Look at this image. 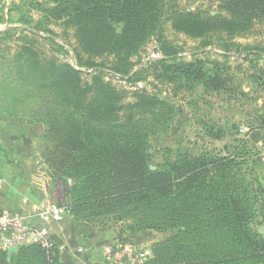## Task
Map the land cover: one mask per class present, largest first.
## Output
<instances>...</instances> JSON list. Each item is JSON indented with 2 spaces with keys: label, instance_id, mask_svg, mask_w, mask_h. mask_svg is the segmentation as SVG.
I'll return each mask as SVG.
<instances>
[{
  "label": "trees",
  "instance_id": "16d2710c",
  "mask_svg": "<svg viewBox=\"0 0 264 264\" xmlns=\"http://www.w3.org/2000/svg\"><path fill=\"white\" fill-rule=\"evenodd\" d=\"M220 7L221 13L211 15L184 9L178 0H58L43 9L39 23L63 21L75 29L79 68H104L97 59L112 56L111 71L129 81L137 76L132 58L157 38L163 57L145 70L156 80L177 83L193 76L194 64L179 59L164 35L166 23L205 45L214 35L235 37L264 26V0H223ZM23 52L27 75L19 91L29 89L30 98L43 100L42 159L63 182L64 220L100 228L112 220L128 222L131 233H169L151 246L152 257L144 264H264V236L254 229L264 188L243 170L239 149L196 156L180 151L171 156L168 150L152 170L150 141L173 122L178 111L173 103L146 91L126 101L125 92L100 70L85 81L76 66L44 62L28 47ZM202 73L194 81L202 80ZM207 78V87L229 82L218 71ZM52 255L25 245L10 261L0 250V264H59L60 252L54 249Z\"/></svg>",
  "mask_w": 264,
  "mask_h": 264
},
{
  "label": "rangeland",
  "instance_id": "374dc122",
  "mask_svg": "<svg viewBox=\"0 0 264 264\" xmlns=\"http://www.w3.org/2000/svg\"><path fill=\"white\" fill-rule=\"evenodd\" d=\"M57 1L0 0V120L9 125L5 128L17 146L39 154L45 165L42 155L47 141L43 135L47 126L41 117L45 110L38 109L43 100L35 98V95L30 98L29 89H24L23 93L19 91L21 81L27 75L23 71L26 66L22 60L23 48L28 47L44 62L54 59L58 63L76 66L82 71L85 81L100 70L106 81L125 92L126 101H133L135 93L146 91L173 103L178 108L173 122L166 132L153 136L150 141L152 170L169 156L168 150L173 152L171 156L177 151L196 156L201 153L232 155L239 149L238 153L245 159L243 170L257 187L264 188V26H256L252 31L235 37L214 35L205 38L210 43L205 45L203 39L189 38L176 32L170 22L166 23V39L177 47L181 61L194 64L193 76L172 83L156 80L150 72L147 73V64L163 57L158 50L157 38H153L132 58L135 63L132 75L137 76L129 81L128 77L122 78L111 71L112 56L97 59V63L105 65L101 69L78 67L74 52L77 44L75 29L63 21L48 26L39 23L44 15L43 9ZM178 3L190 11L217 15L222 12L223 0H178ZM201 70L202 80L194 81ZM216 71L229 82L222 87L210 82L207 87V76L213 78ZM56 181L52 192H63L66 197L63 182ZM256 216L254 229H259L264 236V194L259 195ZM110 224L122 231H127L129 225L128 222L112 220L107 223ZM91 227L98 226L89 225ZM142 234L145 239L138 242L149 243V246L169 236V233Z\"/></svg>",
  "mask_w": 264,
  "mask_h": 264
},
{
  "label": "crops",
  "instance_id": "0c3cea01",
  "mask_svg": "<svg viewBox=\"0 0 264 264\" xmlns=\"http://www.w3.org/2000/svg\"><path fill=\"white\" fill-rule=\"evenodd\" d=\"M5 125L9 128V125L0 120V181H3L0 188V207L19 212L27 216L31 223H36V218L31 216L33 207L49 202L64 205L65 195L63 192L57 194L52 192L54 184L57 185L58 181L52 178L42 163L41 156L17 146V143L10 139L9 130L5 128ZM31 166L36 168L32 170ZM24 200L27 201L26 204ZM112 226L110 224L103 228L91 227L90 229L89 225L77 224L70 219L53 223L54 237L58 245L64 247L60 252L59 264H105L102 249L106 244L119 239L136 242L145 239L143 234L122 231L120 227L115 229ZM145 244L149 246V243ZM151 246H149L150 258L153 254ZM79 248H86V253L80 254ZM19 249L11 252V249L0 248L6 253L8 261Z\"/></svg>",
  "mask_w": 264,
  "mask_h": 264
},
{
  "label": "built area",
  "instance_id": "2783aa9c",
  "mask_svg": "<svg viewBox=\"0 0 264 264\" xmlns=\"http://www.w3.org/2000/svg\"><path fill=\"white\" fill-rule=\"evenodd\" d=\"M2 185L3 181H0V188ZM23 202L27 203L26 200ZM67 214L65 205L42 203L32 208L31 216L36 218L37 222L31 223L27 216L0 207V248L9 250L36 245L50 256L54 249L61 252L64 247L58 245L52 224L63 222ZM86 251V248L78 249L80 254ZM150 256L151 250L145 243L124 239L108 243L102 249L105 264H144Z\"/></svg>",
  "mask_w": 264,
  "mask_h": 264
},
{
  "label": "water",
  "instance_id": "95a60500",
  "mask_svg": "<svg viewBox=\"0 0 264 264\" xmlns=\"http://www.w3.org/2000/svg\"><path fill=\"white\" fill-rule=\"evenodd\" d=\"M10 251H11V252H15V251H16V249H11Z\"/></svg>",
  "mask_w": 264,
  "mask_h": 264
}]
</instances>
